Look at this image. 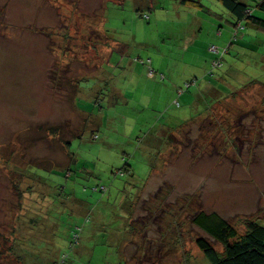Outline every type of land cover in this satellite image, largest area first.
<instances>
[{
    "label": "rangeland",
    "instance_id": "obj_1",
    "mask_svg": "<svg viewBox=\"0 0 264 264\" xmlns=\"http://www.w3.org/2000/svg\"><path fill=\"white\" fill-rule=\"evenodd\" d=\"M195 1L0 0L2 264H210L197 211L264 226V87L223 76L228 12ZM77 167L85 179L65 174Z\"/></svg>",
    "mask_w": 264,
    "mask_h": 264
},
{
    "label": "trees",
    "instance_id": "obj_2",
    "mask_svg": "<svg viewBox=\"0 0 264 264\" xmlns=\"http://www.w3.org/2000/svg\"><path fill=\"white\" fill-rule=\"evenodd\" d=\"M179 1L178 3L179 5H181ZM216 1L220 3L222 7L228 12L230 23L233 26L231 32L232 36L230 35V39L227 42V45L222 48L224 50L222 58L226 53H230V48L232 45H235L239 41L244 40V38L246 37L247 27L253 28L258 32V34H264V17H260L254 12L258 11L259 13L264 14V0ZM182 5L188 8L203 7L201 3L195 0H183ZM141 17L144 20H148V12H142ZM235 29H238V31H236ZM220 30L221 28H218L217 32ZM222 58L220 64H222ZM215 60L218 61V58ZM220 66L221 65H219V67ZM215 70H217V68H212V66L210 65V74L213 75V72ZM232 71H230V74L232 73ZM197 81L198 79L197 77H195L194 79L185 81V83L189 84L188 87H190L192 84L197 83ZM223 83H221L220 89H216L217 91H215L213 96H218L220 90L224 89L222 86ZM231 94H233V91H231L229 95ZM175 105L180 106V103L177 101ZM183 123H180L177 126H181L183 125ZM177 126H174V128L172 127L171 129H175V127ZM167 134L169 136V133ZM121 169H123L127 174L130 173V175H133V172L131 171V167L129 165L125 164ZM65 174L69 177H78L81 179H85L84 176L85 174H87V171H85L84 168L83 170H78L77 167L75 170H66ZM115 174L116 172L114 173V175ZM116 175H120V171H118ZM82 183H84V181ZM91 191L93 193L103 194L102 187H98L97 185L92 187ZM133 206L134 204L129 203L127 206L125 205V207H121V209L127 212L131 211L132 214ZM91 207L92 215L94 216L95 220L97 218L96 221H98V223L100 224L103 214L106 211L101 212V208H98L96 206ZM88 211L90 210H87V212ZM89 220L90 216L87 215L84 221L87 222ZM190 221L196 228L206 234V236L198 237V239L196 240V245L210 264H264V226L261 224V222H259V220H256L255 218L246 220L244 223L245 230L243 233H240L235 226L229 223L227 219L215 212L206 213L203 211H197L194 215L191 216ZM98 231V226L97 228L93 229V233H96ZM81 232V226L75 227L73 229L72 235L70 237L71 246L79 243ZM213 242L218 243L222 246L221 252L214 248ZM0 264L2 263L0 262Z\"/></svg>",
    "mask_w": 264,
    "mask_h": 264
},
{
    "label": "crops",
    "instance_id": "obj_3",
    "mask_svg": "<svg viewBox=\"0 0 264 264\" xmlns=\"http://www.w3.org/2000/svg\"><path fill=\"white\" fill-rule=\"evenodd\" d=\"M178 1L179 0H177V2ZM179 2L182 5L183 0H180ZM182 6L185 8L184 5ZM254 12L256 15L260 17H264V14L262 13H259L258 11H254ZM218 28H221V30L217 32ZM232 29H233V26L231 25L230 17L228 16L227 19L225 20V24H223V27H221L220 25L216 28L214 35L219 39L220 43L223 44V42H226L228 38H230V35L232 36V33H231ZM246 29H247L246 37L244 38V40L239 41L237 45L236 44L232 45L230 48V52H232L231 57H232L233 67L231 66L232 69H230L229 71H225L226 73L224 72V76L231 78L233 81L240 80L241 82H247L246 84L254 83L256 84L257 87H260V86L264 87V34L262 32H261L262 34H258L257 31H255L253 28H250V27H247ZM243 50L249 51L250 55H252V53L256 55V56L252 55L253 60L249 62V65L253 67L249 73H246L240 69H235V67L238 66V61L243 60V59L246 60V57L243 55ZM244 65L245 63L239 66V68H242ZM230 71H232L231 74H230ZM242 78H244L245 80H242ZM219 82L223 83L224 79L222 77L219 78L218 84ZM259 84L261 85L258 86ZM204 86L205 87L202 86L201 89H199L198 87V89L200 90L199 92H201V96H203V94L206 96L208 94L213 96L215 91H217L216 90L217 88L211 86L210 84H207V85L204 84ZM175 88L176 86L173 83L172 90H175ZM235 91H233V93ZM210 110H212V107H207L204 111H201L199 113V116H204L205 114H208ZM258 112L259 113L256 115V118H258V120L260 121V124L264 126V105H263V108H261ZM197 117L198 115H195L193 118L185 117L184 122H187L189 119H196ZM180 123H183V122H178L176 124H180Z\"/></svg>",
    "mask_w": 264,
    "mask_h": 264
},
{
    "label": "built area",
    "instance_id": "obj_4",
    "mask_svg": "<svg viewBox=\"0 0 264 264\" xmlns=\"http://www.w3.org/2000/svg\"><path fill=\"white\" fill-rule=\"evenodd\" d=\"M236 31H238V29H235ZM210 50H216V48L214 47V46H211L210 47ZM214 65H217L218 63H217V61H214V63H213ZM189 86V85H188ZM176 103V102H175Z\"/></svg>",
    "mask_w": 264,
    "mask_h": 264
}]
</instances>
